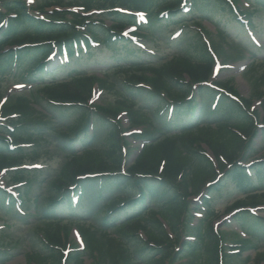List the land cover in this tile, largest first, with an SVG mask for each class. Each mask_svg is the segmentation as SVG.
Returning <instances> with one entry per match:
<instances>
[{
  "label": "trees",
  "instance_id": "1",
  "mask_svg": "<svg viewBox=\"0 0 264 264\" xmlns=\"http://www.w3.org/2000/svg\"><path fill=\"white\" fill-rule=\"evenodd\" d=\"M242 1L264 10V0ZM234 3L41 0L32 7L25 0H0V78L17 76L37 85L35 98L17 93L14 101L8 99L1 108L0 171H10L14 179L25 184L21 201L27 199L29 180L38 173L22 167L27 159H38L47 144L44 130L53 129L55 123L50 113L57 112L63 123L69 118L66 115H74L70 124H57L64 126L58 133L69 154L54 182L56 194L50 196L43 212L47 218L43 251L28 256L26 264H66L70 254L63 257L68 242L65 216L60 215L64 210L68 216L78 217V228L87 242L84 253L93 257L90 264H169L176 252L172 240L180 242L184 219L189 216V197L203 191L208 193L203 201L207 209L195 227V242L185 245L189 264H224L228 252L213 227L217 215L212 200L231 187L241 194L228 210L242 208L233 221L246 234L233 247L242 252L255 250V256L246 257L242 264L251 259L254 264L264 263V251L256 248L264 238V216L246 209L264 205V160L256 159L246 166L250 161L246 147L259 127L251 101L233 92L229 80L212 81L215 51L202 37V27L190 50L170 58L142 52L122 34L134 25L144 42L195 16L209 19L217 33L224 35L230 21L245 30L234 14ZM248 12L242 11L253 24ZM240 41L237 43L242 44ZM56 47L66 49L71 61L50 71L48 59ZM103 51L111 56L105 58ZM110 72L127 73L121 84L125 94L118 104L125 108L131 126L142 128L133 139L143 146L129 164L122 150L125 137L118 114L90 104L96 87L120 90L105 78ZM4 96L0 92V101ZM138 96L156 101L151 114L138 104ZM262 98L264 104V93ZM201 100L210 107L202 110ZM36 104H44L47 114ZM154 120L161 125L160 131ZM99 126L108 130L107 147H94L91 133ZM159 134L164 137L159 139ZM201 145L208 147L214 160ZM81 196L92 204V213L95 209L101 213L94 217L104 227L99 235L92 223L85 222L91 212L80 205ZM155 203H160L158 210L153 208ZM14 206V198L0 188V210L17 216ZM25 216L30 214L24 211ZM111 227L114 236L108 234ZM132 241L137 245L133 250L127 246ZM75 253L79 255H71L74 264H85L84 254Z\"/></svg>",
  "mask_w": 264,
  "mask_h": 264
},
{
  "label": "rangeland",
  "instance_id": "2",
  "mask_svg": "<svg viewBox=\"0 0 264 264\" xmlns=\"http://www.w3.org/2000/svg\"><path fill=\"white\" fill-rule=\"evenodd\" d=\"M29 6H36V3L41 0H25ZM237 6L242 10H249L253 23V29L255 30L256 38L260 41V44L255 43L248 38L245 30L237 29L236 22L230 21L226 34L217 33L215 24L209 19H205L203 16H195L192 18H187L184 22L178 23L177 25L170 28L169 33H156L153 37L151 36L148 39L147 47L149 52L153 51L156 53L154 55L168 57L171 55L178 54L186 50H190V45L197 43L196 37L194 36L201 29L204 34H201L202 37H206L209 45L212 46L214 51L217 54V62L220 63V69L218 71L212 72L211 79L213 81H230V87L233 92L237 93L239 97L248 99L252 103L253 110H256L258 115L257 121L262 122L264 116V104H263V93H264V10H256L253 3H246L242 0H235ZM36 2V3H35ZM246 8V9H245ZM227 18V17H226ZM185 24V27H181ZM252 28V26H251ZM187 33V36H183L184 33ZM176 33V34H175ZM200 34V33H199ZM174 35V36H172ZM232 39L239 41L243 38L242 44L231 40ZM231 35V36H230ZM237 36V38H233ZM176 41L174 43L173 41ZM170 41V42H169ZM169 42V43H168ZM244 43V44H243ZM144 52V51H142ZM152 53V54H153ZM104 57L108 58L111 56V53L108 51H103ZM144 54V53H143ZM145 57V56H144ZM148 59L149 57H145ZM86 62V61H85ZM149 62H154V60H149ZM57 59L49 64L50 71H53L56 67ZM126 72H110L105 78L108 81L114 82L119 86L120 90H100L96 87L95 92L93 93V99L90 101V104L99 109H111L118 114V122L121 128V132L124 135V154L126 155V162L132 163L136 153L142 146V143L137 142L133 139V135L140 131L141 127L132 128L125 108L122 105L118 104V100L121 98V94H125L121 89V84L124 82L127 77ZM102 78V75H97ZM150 80L151 78H147ZM37 85H29L25 82L24 79L17 76H9L4 79L0 78V92L7 95L9 102L14 101V95L17 93L27 94V96L35 98V91ZM138 104L147 107L151 114L152 110L156 108V101L151 99L143 98L142 96L136 97ZM206 107L209 108V104L203 102ZM36 107L42 114H47L45 111V106L36 104ZM45 108V109H44ZM203 108V109H204ZM51 116L55 119L53 124V129L46 128L44 130L45 136L48 138L47 144L41 149L39 158L36 160L27 159L24 162V167L29 170L38 171L36 177H32L29 181L30 191L27 199L23 202H16L15 210H17L18 215L14 216L7 214L0 210V264H26L28 256L33 253L42 252L44 246V231L43 228L46 226L47 218L44 216L43 212L45 206L49 204L50 196H55V186L54 182L56 177L63 170L64 165L67 161L66 154L68 153L63 147L65 145L63 139L59 135V131L64 128L57 126V124H70L74 119V115H66L67 121L62 122L58 117V113H50ZM0 112V118H1ZM261 119V120H260ZM60 121L57 123L56 121ZM155 127L160 131L161 125L158 124L156 120L153 121ZM96 126H98L96 124ZM263 133V137H262ZM91 135H94V147H107L105 138L108 136V130L102 129V127H97L93 129ZM163 134H159V139H161ZM50 140V141H49ZM203 149L213 158L212 153L205 145H201ZM246 150L249 152L250 159H258L264 157V126L258 127L257 134L253 136V141H251ZM45 151V152H44ZM48 151V153H46ZM69 154V153H68ZM35 165L38 166V169H34ZM189 180V177H188ZM0 185L14 188V190H20L21 196L23 195V189L25 184H22L21 181L16 180L12 177V173L7 171L0 174ZM241 192L236 191V189H231L229 192H223L217 194L212 200L213 206L215 205L216 217L213 221V227L218 232L220 239L223 243L224 251H227V256H225L226 261L224 264H242L243 260L248 257L255 256V250H250L247 252L238 251L236 246L243 238L246 236L238 228V224L232 221L233 215L228 214V207L240 197ZM81 206L85 210L88 209L89 212L92 211V204L86 203L81 196ZM16 199L17 196H16ZM202 198L200 196H190L191 204L189 206V216L184 219L180 242L177 243L174 238L172 241V247L175 248V254L172 259H169V264H189V256L187 251L182 248L180 249V244L185 245L187 242H193L192 237L195 235V227L201 218V208L205 205L202 203ZM84 203V204H83ZM83 204V205H82ZM160 203L153 204V208L159 209ZM264 204V203H263ZM96 207H94L95 209ZM200 208V209H197ZM205 209V208H204ZM24 210L29 217H24ZM257 210V214L263 216L262 210H264V205H261L260 209ZM202 211H204L202 209ZM101 214V213H100ZM98 209H95L94 212L90 213L87 217L88 223H92L94 231L99 235L104 229L102 222L99 219L94 218L95 216H100ZM60 215L65 216L64 225L66 226V232L68 234V242L65 246L70 256L66 260V264H74L75 259L71 255L78 256V253H75L77 250L84 254L85 264H90L93 257L84 253L86 250V238H83L78 228V217L68 216V213L61 212ZM80 218V217H79ZM232 221V223H231ZM230 222V224H228ZM108 234L110 236L116 235L113 227L108 229ZM263 235V234H262ZM261 235V236H262ZM141 238H144V235L141 234ZM263 241H260L256 244L257 251H264V238ZM127 246L130 249L137 248V245L134 241L128 243ZM78 254V255H77ZM99 257L96 255L94 257L97 259ZM139 264H146L145 261L139 262ZM249 264H254L253 260L249 261ZM264 264V263H263Z\"/></svg>",
  "mask_w": 264,
  "mask_h": 264
}]
</instances>
